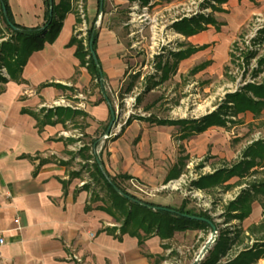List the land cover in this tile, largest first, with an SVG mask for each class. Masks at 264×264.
Returning <instances> with one entry per match:
<instances>
[{
	"label": "rangeland",
	"instance_id": "obj_1",
	"mask_svg": "<svg viewBox=\"0 0 264 264\" xmlns=\"http://www.w3.org/2000/svg\"><path fill=\"white\" fill-rule=\"evenodd\" d=\"M87 1L70 0L76 19L82 21L78 38L87 46V32L94 24L98 37L102 31L114 34L125 72L118 84L107 86L114 119L102 126L100 135L80 138L86 150L79 155H92L95 146L110 169L112 162L134 175L123 182L130 193L157 205L184 204L194 213L189 216L210 221L217 231L210 244L212 227L175 231L165 239L152 236L146 258L152 264H227L255 246L264 249V197L252 204L251 215L243 221L232 218L227 209L263 174L247 177L240 185L235 177L215 189L194 185L215 169L231 168L247 147L264 139V112L257 118L251 112L227 116L229 125L212 128L207 146L206 135L186 137L188 127L179 122L216 111L228 94L248 84L264 85V68L258 70L264 56V0H104L102 11L98 0H92L89 9ZM200 15L215 23L194 35L179 32V22ZM191 47L199 49L176 60L174 53ZM201 64L206 67L193 73ZM172 121L175 124H169ZM225 240L226 248L221 247ZM253 264H264V254Z\"/></svg>",
	"mask_w": 264,
	"mask_h": 264
},
{
	"label": "crops",
	"instance_id": "obj_2",
	"mask_svg": "<svg viewBox=\"0 0 264 264\" xmlns=\"http://www.w3.org/2000/svg\"><path fill=\"white\" fill-rule=\"evenodd\" d=\"M9 4L17 24L44 25V0ZM79 25L75 14L67 13L54 41L30 54L19 78L0 67V264H152L146 248L154 237L140 247L136 237L120 234L121 222L100 199L105 194L79 155L86 150L80 138L100 135L111 116L101 87L81 66L76 46H69ZM10 37L0 15V45ZM96 53L107 91L125 72L117 37L102 31ZM222 127L193 137L206 135L207 146L210 130ZM103 162L112 176L134 177Z\"/></svg>",
	"mask_w": 264,
	"mask_h": 264
},
{
	"label": "trees",
	"instance_id": "obj_3",
	"mask_svg": "<svg viewBox=\"0 0 264 264\" xmlns=\"http://www.w3.org/2000/svg\"><path fill=\"white\" fill-rule=\"evenodd\" d=\"M215 1L223 3L228 0ZM44 5L46 9L44 25L28 28L14 21L9 0H0V15L11 33V37L0 45V67L4 65L12 78H19L30 54L33 51L42 49L44 41L49 43L54 41L62 27L65 15L73 12L70 0H61L58 4L54 0H44ZM98 5L100 10V0H98ZM76 21L78 24L81 23L79 17H77ZM212 23H215L214 18L200 15L193 19H185L179 22L177 29L183 35L190 36L205 30ZM87 36V46L84 44L83 39L78 38L77 34L72 36L69 46H76L75 56L79 59L81 66H85L88 69L92 81H97L98 86L101 87L103 100H106L109 106L114 109L113 102L105 89V74L102 71L100 61L98 59V63H96L92 54V51L97 52L98 32L95 24L88 30ZM198 49L197 47H191L186 51L174 53V56H176V60H180L190 56ZM258 66V70H263L264 56L258 61ZM205 67V64H201L194 68L192 72L197 73ZM245 112H251L255 118L264 112L263 84H248L241 91L228 94L225 101L219 105L216 111L200 119L192 121L182 120L179 122H184L188 127L186 137H189L200 134L211 126H227V116L236 117L238 114ZM111 119L112 116H110V121ZM167 123L161 122V124ZM169 124L172 125L175 122L172 121ZM82 158L87 161L84 168L89 171L92 182L94 185H98L105 194L104 197L100 198L99 195H96V197L109 202L108 208L114 210V215L121 222L120 234L136 237L140 247L143 246L145 241L155 235L165 239L171 237L175 231L211 227L209 223L185 216V214L194 215V213L187 210L184 204L176 208L148 203L139 199L123 186V182L130 179L131 176L125 174L112 176L106 170L103 160L96 154V151H93L90 156L82 155ZM88 161L92 162L89 163ZM263 161L264 139H261L247 147L242 159L237 164L231 168L223 167L215 169L211 174L202 175L199 180L195 181L194 185L200 189H215L235 177L238 178L237 184L240 185L247 177H252L259 173L264 175ZM76 175L78 173H72V176ZM227 187H230V185L228 184ZM85 188L88 189L89 185H85ZM260 197H264V178L250 184L249 189L229 203L227 209L230 216L239 221L245 220L251 214L252 204L259 200ZM262 207L264 208V204ZM163 208L173 210V212ZM198 216L206 217L204 214H198ZM255 229L256 226L251 228L252 231ZM227 244L225 240L221 247L226 248ZM223 250L224 248L221 251L223 252ZM260 254H264V249L258 250L255 246L251 250L244 251L227 264H253L255 258H259ZM218 257H215V259Z\"/></svg>",
	"mask_w": 264,
	"mask_h": 264
},
{
	"label": "water",
	"instance_id": "obj_4",
	"mask_svg": "<svg viewBox=\"0 0 264 264\" xmlns=\"http://www.w3.org/2000/svg\"><path fill=\"white\" fill-rule=\"evenodd\" d=\"M51 1H52V0H51ZM103 3H104V0H100V11H102ZM51 13H52V12H51ZM92 54H93V57H94L95 62L98 63V58H97L96 53H95L94 51H92ZM110 112H111L112 119H114V117H115V111H114V109H113L111 106H110ZM163 209H164V210H168V211H172V212H173V210H170V209H167V208H163ZM185 216L190 217V218L195 219V220L207 221V222L211 225L214 234H213V236L211 237V239L208 241V244H210L211 241L213 240V238H214L216 232H217V231H216V227H215V225H214L213 223H211L210 221L204 219V218H198V217H193V216H189V215H185ZM204 249H206V246H205Z\"/></svg>",
	"mask_w": 264,
	"mask_h": 264
},
{
	"label": "built area",
	"instance_id": "obj_5",
	"mask_svg": "<svg viewBox=\"0 0 264 264\" xmlns=\"http://www.w3.org/2000/svg\"><path fill=\"white\" fill-rule=\"evenodd\" d=\"M4 240L0 238V244H3ZM77 261H81V259H76Z\"/></svg>",
	"mask_w": 264,
	"mask_h": 264
}]
</instances>
